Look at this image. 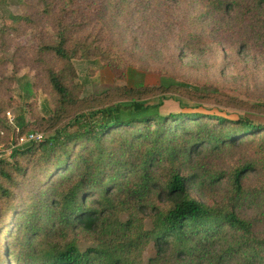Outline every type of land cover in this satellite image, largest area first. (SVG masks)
<instances>
[{"label":"trees","instance_id":"obj_1","mask_svg":"<svg viewBox=\"0 0 264 264\" xmlns=\"http://www.w3.org/2000/svg\"><path fill=\"white\" fill-rule=\"evenodd\" d=\"M22 8L0 29V49L29 30L38 45L19 46L12 62L0 57V116L12 102L8 63L16 73L36 67L56 106L35 119L48 137L16 148L12 161L0 157V264H264V121L249 112L264 104L172 79L81 97L74 64L100 57L125 77L129 57L109 19L171 28L180 56L215 42L264 64V0H23ZM169 94L246 113H163Z\"/></svg>","mask_w":264,"mask_h":264},{"label":"rangeland","instance_id":"obj_2","mask_svg":"<svg viewBox=\"0 0 264 264\" xmlns=\"http://www.w3.org/2000/svg\"><path fill=\"white\" fill-rule=\"evenodd\" d=\"M22 2L23 0H0V29L11 17L22 15ZM122 21L125 23L118 22V19H109L108 25L117 45L129 57L125 77H117L100 57L78 59L74 64L77 81L83 87L81 97L102 94L124 86L159 87L163 79H172L200 90L217 91L255 106L264 104V64H259L254 54L242 49L238 52L224 51L221 44L213 42L199 54L180 56L179 45L172 38L171 28L160 31L158 25L154 30L151 27H141L139 23L134 24L132 20ZM49 32L53 34L51 30ZM33 45H38L37 34L34 30H29L14 41L10 50L0 49V57L12 62L19 46ZM4 72L5 76L14 77L15 81L10 88L11 106L0 116V157L12 161L13 151L28 144L30 135L41 136V140L49 136L36 128L35 119L37 116L48 118L56 105L54 99L41 86L43 81H37L36 67L20 65L16 73L14 65L8 63ZM1 73L2 70L0 79ZM191 109L205 110L233 119L246 113L245 110L231 107L198 105L173 94L167 95L161 108L163 113ZM249 112L260 115V120L264 121V108L256 107V110ZM20 124L24 126L21 127ZM22 128L23 135L19 136ZM22 137L25 139L24 143L21 142ZM41 140L34 139L32 142ZM3 240L5 242V238ZM154 254L151 245L145 254V262Z\"/></svg>","mask_w":264,"mask_h":264},{"label":"built area","instance_id":"obj_3","mask_svg":"<svg viewBox=\"0 0 264 264\" xmlns=\"http://www.w3.org/2000/svg\"><path fill=\"white\" fill-rule=\"evenodd\" d=\"M10 116V115H9ZM34 139H39L41 140L42 137L41 136H36V135H30L27 139V142H32ZM25 139L24 137L21 138V142L24 143Z\"/></svg>","mask_w":264,"mask_h":264}]
</instances>
